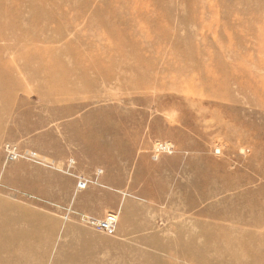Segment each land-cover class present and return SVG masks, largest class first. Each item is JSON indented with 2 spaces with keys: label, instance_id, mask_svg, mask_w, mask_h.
<instances>
[{
  "label": "rangeland",
  "instance_id": "374dc122",
  "mask_svg": "<svg viewBox=\"0 0 264 264\" xmlns=\"http://www.w3.org/2000/svg\"><path fill=\"white\" fill-rule=\"evenodd\" d=\"M0 222V264H264V0H0Z\"/></svg>",
  "mask_w": 264,
  "mask_h": 264
},
{
  "label": "bare ground",
  "instance_id": "6f19581e",
  "mask_svg": "<svg viewBox=\"0 0 264 264\" xmlns=\"http://www.w3.org/2000/svg\"><path fill=\"white\" fill-rule=\"evenodd\" d=\"M64 79V78H63ZM55 83V82H54ZM58 84H60L59 82H58ZM57 85V84H56ZM60 86V88L59 89H62L61 87H62V85L60 84L59 85ZM105 219L106 220H110L111 219V222H110V227L112 228H114V232H115V230H116V225H117V215L115 214V213H109V214H107L103 219H101V220H99V221H96V222H94V223H92L94 226H96V227H98L99 226V229L102 231V233H104V234H106V235H108L107 233H105L104 231L105 230H102V223H104L103 221H105ZM8 230H12V227L10 226V225H6L5 223H2V222H0V238H1V240H2V238H3V236H4V233H5V231H8ZM113 232V233H114ZM109 236V235H108ZM112 236V235H111ZM17 246H18V248H20L21 246H22V243L21 242H18V244H17ZM1 248H3V244H1L0 245V249ZM11 248L14 250L16 247H15V244H11Z\"/></svg>",
  "mask_w": 264,
  "mask_h": 264
},
{
  "label": "built area",
  "instance_id": "2783aa9c",
  "mask_svg": "<svg viewBox=\"0 0 264 264\" xmlns=\"http://www.w3.org/2000/svg\"><path fill=\"white\" fill-rule=\"evenodd\" d=\"M104 223H102V230H105L104 232L107 233L108 235H112L113 232H114V228L110 227V222H111V219L109 220H106L103 221ZM99 229V226L97 227Z\"/></svg>",
  "mask_w": 264,
  "mask_h": 264
}]
</instances>
